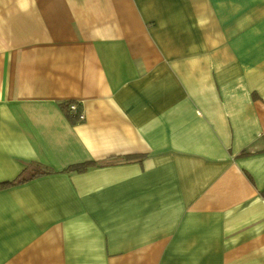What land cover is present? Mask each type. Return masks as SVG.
Listing matches in <instances>:
<instances>
[{
  "label": "crops",
  "instance_id": "1",
  "mask_svg": "<svg viewBox=\"0 0 264 264\" xmlns=\"http://www.w3.org/2000/svg\"><path fill=\"white\" fill-rule=\"evenodd\" d=\"M0 264H264V0H0Z\"/></svg>",
  "mask_w": 264,
  "mask_h": 264
},
{
  "label": "trees",
  "instance_id": "2",
  "mask_svg": "<svg viewBox=\"0 0 264 264\" xmlns=\"http://www.w3.org/2000/svg\"><path fill=\"white\" fill-rule=\"evenodd\" d=\"M69 103V102H68ZM68 103H65L63 105V109L68 117V119L70 120V122L75 123L78 121L77 116L76 115H72L68 109ZM141 155H136L133 157H127V159H136V160H140L141 159ZM108 162H95L94 160H88L86 162L83 163H74V164H70L69 166H67L64 171L66 172H72V173H80L83 171L88 170L89 168H93V167H102L105 166ZM50 169L41 166L40 164H29L24 170L23 172H21L20 176L17 178L16 182H23L26 181L30 178L39 176V175H43L46 173H49Z\"/></svg>",
  "mask_w": 264,
  "mask_h": 264
},
{
  "label": "built area",
  "instance_id": "3",
  "mask_svg": "<svg viewBox=\"0 0 264 264\" xmlns=\"http://www.w3.org/2000/svg\"><path fill=\"white\" fill-rule=\"evenodd\" d=\"M68 109L70 113L74 116H77L78 121L84 119L83 110L79 109L78 103L76 102H69L68 103Z\"/></svg>",
  "mask_w": 264,
  "mask_h": 264
}]
</instances>
